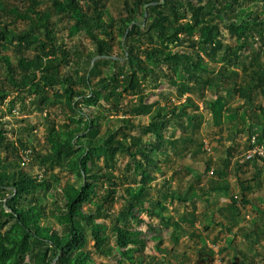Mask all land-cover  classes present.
Listing matches in <instances>:
<instances>
[{"label":"trees","instance_id":"1","mask_svg":"<svg viewBox=\"0 0 264 264\" xmlns=\"http://www.w3.org/2000/svg\"><path fill=\"white\" fill-rule=\"evenodd\" d=\"M164 1V4L153 5L160 0H124L125 13L118 20H111L105 16L102 0H57L58 18L64 14L71 20L70 35L83 36L70 48L57 41L56 25L50 12L40 10L37 5H27L26 9L6 8L15 20L28 21L30 25L13 32L7 25H0V40L25 52L34 51L35 55L20 56L17 67L6 62L7 77L5 80L0 78V105L10 92L7 84L18 93L26 91L33 95L31 103L41 111L52 104L47 93L55 90L56 97L65 99L60 104L73 117L61 125V129L46 118V153L31 149L29 142L22 138L16 146L8 140L7 129L0 127V264H53L58 255L54 264H108L98 262L95 253L108 257L111 264H164L162 259L146 254L150 240L156 242L157 251L168 252L163 247L162 226L145 232L140 228L141 216L157 218L164 226L173 227L175 232L192 234L196 215L186 212L173 220L164 214L167 204H187L203 199L210 190L230 189L221 178L230 171L231 150L229 157L222 161L224 166L213 171L218 180L211 179L202 184V175L195 176L194 183L200 184L196 191L193 183L186 189L182 188L181 182L173 186L168 180L159 188L152 185L156 180L155 173H162L158 155L163 154L168 159V148L175 149L178 143V140L167 138L165 133L174 121L185 117L194 126L192 121L196 116L188 109L196 108V104L189 96L179 105L161 106L159 101L149 103L147 85L151 79L156 89L164 83L161 80L164 78L179 87L178 99H182L195 85L191 86L189 82L198 83L204 73L215 71L205 63L202 53L215 58L223 48L221 21H228L230 32L246 44L253 37V31L263 36L256 26L264 24V20L258 17L240 20L235 5L237 0ZM243 1L262 2L264 14V0ZM146 4L150 6L142 28ZM133 21L138 24L126 34ZM39 32L40 36L37 35ZM85 38L93 49L84 45ZM116 39L121 55L113 48ZM175 44L184 50L173 49L171 46ZM240 49L241 46L238 49L226 46L222 60L238 66ZM97 56L110 58L96 61L90 71L92 59ZM102 65H107V70ZM238 76L239 72L226 66L219 72L222 82L233 79L230 88L246 103L256 107L253 92L257 89L264 92V63L253 76L251 74L249 82L235 80ZM78 82H83L86 90L80 88ZM219 99L224 100V97L219 96ZM214 104L209 103L212 108ZM259 107L264 113V108ZM105 111L121 115L117 120L122 125L118 129L108 127L102 134V120L108 118ZM134 117H148L149 121L135 124ZM123 126L137 130L138 134H128ZM118 132L122 134L121 138L117 136ZM253 137L258 144H264L263 134L251 128L249 143ZM19 147L31 149L34 159L41 163L44 176L32 175L22 168ZM202 147L200 144L199 149L188 151L184 157L190 155L194 159ZM119 153L129 157L121 178L114 174L115 158ZM245 159L256 165L260 161L264 164V159L256 156ZM242 167L237 164L235 170L240 173ZM211 168L212 158L209 157L205 173ZM56 169L70 172L81 182H67L64 186L58 182L53 184ZM48 173L52 177H47ZM222 180L224 184H221ZM119 181L123 186L121 195ZM237 181L243 197L241 200L233 198L226 204L233 215V222L227 225L228 231L239 226L240 207L250 204L248 181L240 174ZM119 200L122 201L121 208L116 211ZM50 218L53 224L46 222ZM103 218H109L110 223L101 220ZM182 222L190 223L193 228L186 230ZM220 225L226 227L224 223ZM240 234L250 240L249 232L241 230ZM90 238L94 240L93 251L89 248ZM240 254L243 264H252L248 263L247 254Z\"/></svg>","mask_w":264,"mask_h":264},{"label":"rangeland","instance_id":"2","mask_svg":"<svg viewBox=\"0 0 264 264\" xmlns=\"http://www.w3.org/2000/svg\"><path fill=\"white\" fill-rule=\"evenodd\" d=\"M57 0H0V25H7L8 29L13 32L16 29L24 30L29 28L30 23L21 19L15 20L14 16L6 10V8L18 6L21 9H26L27 5H37L40 10L50 12V18L55 23V33L57 41L64 43L67 48L72 47L83 39L82 35H70L69 29L71 20L64 14H60L58 18L55 4ZM64 1V0H61ZM105 16L111 20H118L125 13L123 8L124 0H102ZM237 11L240 13V20L252 19L258 17L264 20L263 4L259 1L246 2L237 0ZM228 21H221L220 39L223 43V48L217 53L215 58L202 53L205 63L214 72H207L202 75V80L198 83L189 82L191 86L195 84L190 93H187L182 99H178L179 87L170 84L166 79L158 88H153L151 79L148 81L147 92H150L148 99L149 103L159 101L161 106L179 105L185 101V97L189 96L196 104V108L190 107L188 112L194 114L196 118L192 121L194 126H191L186 117L179 121H174L165 133L167 138L178 140L175 149L168 148V159L165 155L159 154L161 160L159 165L161 172L155 173L156 180L152 185L159 188L166 180L171 182L173 186L182 183V188L186 189L193 183V189L196 191L199 183H194L196 175H202V184H206L208 180L219 178L213 174L214 169H218L222 165V161L229 157L230 171L224 175L223 180L230 185L229 190H210L203 199H195L187 204L178 202L167 204L165 215L173 220H178L184 213H194L196 222L194 228L190 223H183V227L193 228V233L175 232L173 227H166L157 218H151L144 214L141 216L143 223L140 228L145 232H152L154 228L162 226L163 247L168 252L162 253L155 249V241H148L146 254L155 256L159 260H163L164 264H243V258L240 252H244L250 258L248 263L264 264V164L262 161L258 165L252 162H247L245 157L249 155V135L250 129L256 130L263 134L264 139V113L259 106L264 108V92L257 89L253 92L255 106L249 105L240 95L233 91L230 86L233 79H227L222 82L219 77V72L224 66L229 70L239 72L237 79L239 82L247 83L254 75V71L259 69V66L264 63V24L256 26L257 31H253V37H250L246 44L238 41L236 35H233L227 27ZM3 27V26H2ZM40 36V32L37 33ZM10 38L12 35H9ZM264 38V37H263ZM195 39H198L196 35ZM84 45L91 47L93 45L85 38ZM16 44V42L14 43ZM164 46V45H161ZM226 46L232 49H238L241 46V59L237 65H230L222 60ZM173 49H183L184 47L172 45ZM115 53H120L121 49L119 41L116 39L113 43ZM22 55L33 56L34 51H27L16 48L4 40H0V78L5 80L7 61L17 67L18 58ZM99 61V60H98ZM96 63V62H95ZM151 65V64H150ZM107 70V65H102ZM247 68L245 72L244 69ZM69 70V67H64ZM168 75L167 70L164 72ZM252 74V76H251ZM164 77V74H162ZM168 78V77H165ZM80 88L86 90L83 82L77 84ZM216 85H219L216 88ZM5 101L0 105V127L7 129L8 140L16 146L19 145V139L28 141L31 149L36 152L46 153L48 143L46 141L47 120H53L61 125L70 122L72 114L69 110L63 107L60 102H64L63 97H56L55 90H49L47 95L52 104L45 111L37 109L32 103L33 95L24 91L18 93L11 90ZM59 86L57 89H59ZM217 89V90H216ZM223 96L224 100H220L219 96ZM218 97V98H217ZM53 102H56L53 104ZM214 102L213 108L209 105ZM217 102V103H216ZM156 107H154L155 109ZM107 119L102 120L101 132L104 134L108 127H120L122 123L118 122L117 118L121 115L105 111ZM71 114V115H70ZM47 116V117H46ZM135 124L147 123L148 117H134ZM124 131L130 135L138 134V131L129 127H122ZM117 136L122 137L118 132ZM190 138V139H189ZM182 139V140H181ZM193 141V142H192ZM203 147L197 152V156L192 159L191 156L185 154L190 150L199 149V145ZM20 156L22 157L21 166L25 171L35 176H44L43 170L40 168V161L34 159L35 154L31 149L22 150L20 147ZM4 156V154L2 155ZM209 157L212 158V168L208 173H205L206 163ZM129 162V157L119 153L115 158L114 174L117 177H123L125 168ZM261 163V164H260ZM237 164H242L243 169L238 173L235 168ZM222 165V166H221ZM53 184H61L64 186L67 182L80 183L81 180L67 172L66 170L56 169ZM130 174V173H127ZM241 175L243 180H247L250 189L247 198L250 204L241 206V210L237 215L239 226L228 231L227 225L233 222V215L227 210L226 204L230 203L231 199L237 198L241 200L242 191L237 181L238 175ZM47 177H52L50 173ZM221 181V184L225 183ZM118 181V180H117ZM120 183L119 195L123 194L122 181ZM155 194V192H154ZM122 201L119 200L115 205V210L121 208ZM231 217V218H230ZM110 223L109 218H103ZM52 218L46 222L51 223ZM224 223L225 226L220 225ZM53 224V223H51ZM57 227V225H55ZM230 226V225H229ZM247 231L250 235V240L240 234V231ZM194 234V235H193ZM260 237H256V235ZM94 240L90 238L89 248L94 250ZM98 262L111 264L108 257H103L99 254L94 255Z\"/></svg>","mask_w":264,"mask_h":264},{"label":"water","instance_id":"3","mask_svg":"<svg viewBox=\"0 0 264 264\" xmlns=\"http://www.w3.org/2000/svg\"><path fill=\"white\" fill-rule=\"evenodd\" d=\"M164 2H165L164 0H160V2H155V3H153V5L164 4ZM149 6H150V4H146V5L144 6V10H145V13H144V14H145V20H144V23L141 25L142 28L145 27L146 19H147V17H148V7H149ZM134 24H138V23L135 22V21L131 22L130 27H129V29L127 30L126 34H128V32L133 28ZM125 37H126V36H125ZM125 37H124V39H125ZM103 58H110V57H109V56H97V57H95L94 59H92L91 67H90V71L93 69V67H94V65H95V62L98 61V60H100V59H103ZM89 73H90V72H89ZM58 257H59V255H58L57 258L54 260V263L57 261ZM54 263H53V264H54Z\"/></svg>","mask_w":264,"mask_h":264},{"label":"built area","instance_id":"4","mask_svg":"<svg viewBox=\"0 0 264 264\" xmlns=\"http://www.w3.org/2000/svg\"><path fill=\"white\" fill-rule=\"evenodd\" d=\"M249 155L264 159V144H258L256 138L253 137L250 143Z\"/></svg>","mask_w":264,"mask_h":264},{"label":"crops","instance_id":"5","mask_svg":"<svg viewBox=\"0 0 264 264\" xmlns=\"http://www.w3.org/2000/svg\"><path fill=\"white\" fill-rule=\"evenodd\" d=\"M261 164V163H260Z\"/></svg>","mask_w":264,"mask_h":264}]
</instances>
